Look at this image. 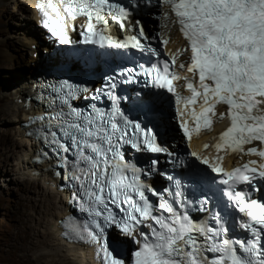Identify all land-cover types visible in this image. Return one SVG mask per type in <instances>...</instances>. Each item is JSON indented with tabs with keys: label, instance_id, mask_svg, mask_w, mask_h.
<instances>
[{
	"label": "snow or ice",
	"instance_id": "snow-or-ice-1",
	"mask_svg": "<svg viewBox=\"0 0 264 264\" xmlns=\"http://www.w3.org/2000/svg\"><path fill=\"white\" fill-rule=\"evenodd\" d=\"M163 2L174 8L191 43L190 71L199 77L198 87L195 79L188 80L192 96L185 98L174 88L173 81L181 79L170 71L176 62L161 63L151 37L138 22L132 26L136 5L45 0L42 26L60 44L80 42L70 33L83 16L86 26L78 33L83 43L139 52L144 62L108 76L95 89L48 84L37 99L41 111L29 117V134L45 146L43 156L58 161L84 214L74 231L99 246L103 264H264V162L249 160L227 172L212 166L210 171L221 177L218 185L216 177L210 179L215 191L203 184L185 186L167 170L169 161L173 172L187 169L181 177H203L208 170L180 155L154 120L140 118L137 109L154 104L156 93L133 89L131 106L123 103L129 99L124 86L139 84L143 77L145 86L175 93L183 109H191L197 132L212 129L216 107L227 105L220 120L230 118L231 126L219 137L217 149L264 158V148H244L264 145V0ZM110 21L121 31L127 25L134 34L113 38ZM81 97L86 103L75 104ZM177 115L172 131L190 140L187 117L179 109ZM112 227L131 239L134 247L126 254L115 241L109 249L106 231Z\"/></svg>",
	"mask_w": 264,
	"mask_h": 264
},
{
	"label": "bare ground",
	"instance_id": "bare-ground-1",
	"mask_svg": "<svg viewBox=\"0 0 264 264\" xmlns=\"http://www.w3.org/2000/svg\"><path fill=\"white\" fill-rule=\"evenodd\" d=\"M36 2L37 0H0V10L2 9L3 12L7 13L10 5L15 4L23 12L28 10L32 13L24 18L31 24L26 36L17 39L19 40L16 41L18 45L11 46L15 56L2 51L10 46L0 38V69H4L10 60H17L16 53L23 56L25 51L29 50L31 55L26 67H17L14 80L8 81L12 84L6 87L1 95L6 101L5 111L9 120L15 125L14 129L20 139L22 149L16 159V170L25 182V189L29 194L27 205L25 203L16 219L15 232L13 231L11 239H9L12 242L10 243L13 247V254H10L12 257L8 264H97L93 260L92 250L68 245L61 239L60 224L69 212L66 206V196L57 190L56 176L49 170L47 160L38 165L40 154L37 153L36 142L27 137V133L30 131L27 128L29 117L37 114L38 110L33 102L28 104L26 98L33 96V89L36 88L35 84L38 78L48 67L45 62L49 63L46 57H37L36 55L34 58L37 50H32L34 45L40 47L43 40L45 46L44 33L37 26ZM174 35L177 37V42H172L169 48L176 50L184 42L173 30H170V36L175 38ZM44 50L49 51L47 47ZM182 60L183 58L180 59V61ZM29 65H35L37 69L29 70V74L26 76L23 74L24 71H21L30 69ZM41 69L42 71L39 73ZM225 127H227V123L223 122L215 128L213 133L203 136L193 143L199 149L203 144L209 143L211 148L206 152V155L212 156L215 152L213 144ZM228 161L227 159L226 162ZM236 163L240 164L239 161ZM4 258L6 259L5 256Z\"/></svg>",
	"mask_w": 264,
	"mask_h": 264
},
{
	"label": "rangeland",
	"instance_id": "rangeland-1",
	"mask_svg": "<svg viewBox=\"0 0 264 264\" xmlns=\"http://www.w3.org/2000/svg\"><path fill=\"white\" fill-rule=\"evenodd\" d=\"M31 14L28 10L23 12L15 4L10 5L7 13L3 12L2 9L0 10V38L4 39L7 45L10 46V48L7 47L6 50L3 49L2 51L14 55L11 48L18 45L19 40L17 39L26 36L31 24L25 21L24 18ZM42 44H44V40L41 41ZM41 45L40 47L37 45L32 47V50H37L34 58H36V55L37 57L43 55L45 48ZM16 56L18 57L17 60H10L4 69H0V264H8L12 257L13 247L9 239H11V234L15 230L16 219L23 210L25 203L27 205L26 201L29 198V194L25 189V182L16 170V159L22 149L20 139L14 129L15 125L9 120L5 111L4 104H6V101L1 97L6 87L12 84L8 81L14 80L17 67H26L28 60L31 58L29 50L25 51L23 56L18 53H16ZM29 66L31 68L27 71L25 69L21 71H24L23 74L26 76L29 74V70L37 69L35 65ZM4 256L6 259H3Z\"/></svg>",
	"mask_w": 264,
	"mask_h": 264
},
{
	"label": "water",
	"instance_id": "water-1",
	"mask_svg": "<svg viewBox=\"0 0 264 264\" xmlns=\"http://www.w3.org/2000/svg\"><path fill=\"white\" fill-rule=\"evenodd\" d=\"M111 240H112V238H111Z\"/></svg>",
	"mask_w": 264,
	"mask_h": 264
}]
</instances>
